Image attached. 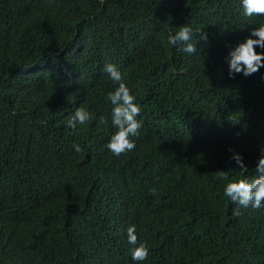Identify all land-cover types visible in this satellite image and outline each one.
<instances>
[{
  "label": "trees",
  "instance_id": "trees-1",
  "mask_svg": "<svg viewBox=\"0 0 264 264\" xmlns=\"http://www.w3.org/2000/svg\"><path fill=\"white\" fill-rule=\"evenodd\" d=\"M241 11L239 0H0V264H133L131 223L150 246L142 264H264V210L231 215L214 176L255 174L264 142V68L227 74L229 47L264 23ZM184 23L208 32L196 54L167 45ZM107 62L141 104L136 148L119 157L99 122ZM77 106L92 118L69 129ZM229 147L247 173L229 169Z\"/></svg>",
  "mask_w": 264,
  "mask_h": 264
},
{
  "label": "clouds",
  "instance_id": "clouds-1",
  "mask_svg": "<svg viewBox=\"0 0 264 264\" xmlns=\"http://www.w3.org/2000/svg\"><path fill=\"white\" fill-rule=\"evenodd\" d=\"M241 14L245 17H264V0H239ZM248 34L242 40H238L229 47L225 61L227 63V74L234 78L236 74L244 77L257 73L264 68V23L251 25L247 29ZM198 36L197 40L195 37ZM167 45L174 47L178 52L188 55L198 52L200 40H208V32L204 27L193 26L184 23L170 31L167 36ZM102 71L107 74L114 87L106 93V100L110 104L108 116L101 115V124L110 121L112 131L106 141V148L113 156L132 152L136 148V138L140 136V129L143 121L140 119L141 104L137 100L136 93L125 81L120 66L113 62L103 65ZM264 79V73H261ZM92 118L90 111L82 106H77L67 119L65 127L77 129L83 126ZM43 123V121H41ZM74 152H81L79 143L71 144ZM230 159L241 173L248 172V165L245 163L243 154L229 147ZM214 176L222 183V197L226 198L231 215L239 216L241 208H252L264 210V142L258 147V161L255 164V174L237 175L230 178L228 171L217 169ZM125 240L129 245L128 252L133 264H142L150 254V246L146 240L138 237L137 226L134 223L128 224L124 230Z\"/></svg>",
  "mask_w": 264,
  "mask_h": 264
}]
</instances>
